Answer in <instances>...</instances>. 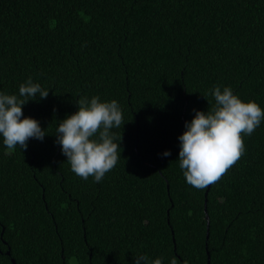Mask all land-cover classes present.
Segmentation results:
<instances>
[{
    "label": "trees",
    "instance_id": "1",
    "mask_svg": "<svg viewBox=\"0 0 264 264\" xmlns=\"http://www.w3.org/2000/svg\"><path fill=\"white\" fill-rule=\"evenodd\" d=\"M29 77L48 96L22 119L46 135L11 153L0 136V264H264V120L206 196L178 160L214 86L264 109V0H0V93L23 99ZM93 96L124 121L100 182L71 170L56 136Z\"/></svg>",
    "mask_w": 264,
    "mask_h": 264
},
{
    "label": "clouds",
    "instance_id": "2",
    "mask_svg": "<svg viewBox=\"0 0 264 264\" xmlns=\"http://www.w3.org/2000/svg\"><path fill=\"white\" fill-rule=\"evenodd\" d=\"M39 94L47 98L48 90L29 77L19 86V97L0 93V136L9 153L17 146L26 150L31 138L43 140L46 131L39 122L23 117V106ZM214 106L209 111H196L185 123L186 131L179 136V167L186 182L203 189L219 182L245 154L244 137L250 136L264 120V109L255 101H243L230 87L216 85L210 90ZM78 111L59 122L57 142L67 157L71 170L80 178L90 176L100 182L120 160L121 136L111 130L124 124L116 100L101 102L98 96L77 100ZM119 140V143L115 142ZM164 156L171 155L165 151ZM135 264H162L161 258L148 255L135 257ZM171 264H177L175 258Z\"/></svg>",
    "mask_w": 264,
    "mask_h": 264
},
{
    "label": "water",
    "instance_id": "3",
    "mask_svg": "<svg viewBox=\"0 0 264 264\" xmlns=\"http://www.w3.org/2000/svg\"><path fill=\"white\" fill-rule=\"evenodd\" d=\"M209 186H210V185H209ZM209 186H207V189H206V191H205V196L207 195V190H208ZM204 203H205V205H206V198H205V200H204ZM207 236H208V235H207ZM6 253H7V254H10L9 249H7ZM11 261H12L13 264H15L14 259H11ZM206 264H209V259L207 260V263H206Z\"/></svg>",
    "mask_w": 264,
    "mask_h": 264
}]
</instances>
